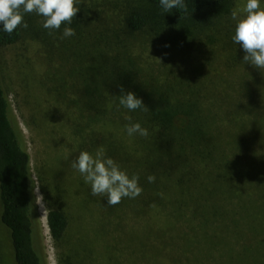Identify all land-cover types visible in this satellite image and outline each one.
Wrapping results in <instances>:
<instances>
[{
	"label": "rangeland",
	"instance_id": "374dc122",
	"mask_svg": "<svg viewBox=\"0 0 264 264\" xmlns=\"http://www.w3.org/2000/svg\"><path fill=\"white\" fill-rule=\"evenodd\" d=\"M245 3L238 0L236 8ZM142 4L143 0H81L76 19L51 34L42 26L41 16L25 14L28 27H22L19 42L0 46L3 86L12 118L31 157L38 242L47 264H204L194 261L198 257L189 253L190 249L185 260L180 257L178 247L187 248L188 243L178 244L172 226L162 234L161 214L172 219V207L166 209L153 202L157 198L155 190L108 206L107 198L93 196L83 176L70 168L80 151L95 154L103 146L106 156L113 158L121 170H128L129 177L130 173L135 175L130 168L138 165L140 148L134 145L138 156L130 160L124 151L117 152L112 146L114 134H124V128L101 122L80 130L84 114L80 106L86 95L89 101L87 90L92 84L89 59L84 53L92 47L107 53L112 44L101 39L114 34L120 35L121 45L133 57V70L139 72L141 84L165 88L186 81L197 86L206 95L212 127L221 126L232 146L236 143L230 135L237 140L245 136L243 145L250 150L251 170L247 178L250 182L244 188L252 198V210L264 216V74L243 63L246 53L232 39L237 22L231 16L212 22L196 41L178 34L172 23L163 30L153 26L144 34L124 36L126 10ZM64 27L75 29L76 34L61 39ZM176 92L181 89L176 88ZM107 107L109 112V103ZM89 112L94 114L91 109L85 111ZM246 163L245 159L242 165ZM166 199L170 202L171 198ZM51 209L63 210L70 220L61 244L55 243L50 229L48 239L44 235L41 211L48 217ZM2 210L0 200V264H15L10 233L1 224ZM256 223L264 227L262 217Z\"/></svg>",
	"mask_w": 264,
	"mask_h": 264
},
{
	"label": "trees",
	"instance_id": "16d2710c",
	"mask_svg": "<svg viewBox=\"0 0 264 264\" xmlns=\"http://www.w3.org/2000/svg\"><path fill=\"white\" fill-rule=\"evenodd\" d=\"M237 1L185 0L187 13L178 9L163 13L159 0H143L142 5L127 8L122 33L130 37L144 34L153 26L163 30L172 23L178 34L196 41V37L212 26L210 23L229 20ZM21 36L22 27L11 34L0 30V46H12ZM101 41L112 44L110 51L105 53L92 47L89 53H84V58L89 59L92 84L87 90L89 101L86 95V101L80 106L84 113L80 130L101 122L124 129L129 123L138 122L148 129L146 138L129 137L126 131L117 133L121 139L114 134L112 146L117 152L124 151L125 158L130 160L138 156L134 145L140 148L138 165L130 170L134 169L139 176L143 191H156L153 202L166 209L172 207V219L161 214V230L163 234L172 226L178 244L188 243L187 248L178 247L183 260L190 249L189 253L198 257L194 261L204 264H264V227L256 223L264 216L252 210V198L244 188L250 182L247 178L251 170L250 150L243 145L245 136L237 140L230 135L236 143L233 147L221 126L212 127L204 102L206 95L197 86L192 87L186 81L165 88L158 84L143 85L138 81L139 72L133 70V57L121 45L120 35ZM116 48L118 51L112 52ZM121 87L142 98L149 111H129L121 106ZM176 88L181 92L177 93ZM88 109L94 114H86ZM129 116L131 121L126 119ZM225 143L229 147L224 148ZM114 148H110L112 155ZM242 156L246 157V166L242 165L245 160ZM152 174L156 181L149 183L147 177ZM34 185L31 157L12 118L0 74L1 224L10 233L15 264H47L38 242ZM166 198H171L170 202ZM48 224L53 240L61 244L70 227L69 217L63 210L51 209Z\"/></svg>",
	"mask_w": 264,
	"mask_h": 264
},
{
	"label": "clouds",
	"instance_id": "9594fccd",
	"mask_svg": "<svg viewBox=\"0 0 264 264\" xmlns=\"http://www.w3.org/2000/svg\"><path fill=\"white\" fill-rule=\"evenodd\" d=\"M159 3L163 13H171L173 9L183 13L188 11L185 0H159ZM80 4L81 0H0V24H3L0 30L11 34L19 27L27 28L25 14L35 13L43 18L42 26L51 34L76 19L81 11ZM231 19L237 22L233 42L242 46L246 53L243 63L253 65L264 74V8H261V0H246L243 6L233 9ZM75 34V29L64 27L61 39ZM119 104L129 111H149L142 98H138L134 92L125 91L123 87ZM126 119L131 121L130 116ZM125 129L129 137L149 136L148 129L138 122L129 123ZM70 168L83 176L93 196L106 197L108 206H115L124 198L135 199L143 193L139 176L129 177L113 158L106 156L103 146L97 148L95 154L80 151L76 159L71 161ZM147 180L154 183L156 176L149 175ZM159 195L163 197V193Z\"/></svg>",
	"mask_w": 264,
	"mask_h": 264
},
{
	"label": "bare ground",
	"instance_id": "6f19581e",
	"mask_svg": "<svg viewBox=\"0 0 264 264\" xmlns=\"http://www.w3.org/2000/svg\"><path fill=\"white\" fill-rule=\"evenodd\" d=\"M41 223H42V228H44V235L48 239V236H49L48 217H47V214H45L43 211H41Z\"/></svg>",
	"mask_w": 264,
	"mask_h": 264
}]
</instances>
